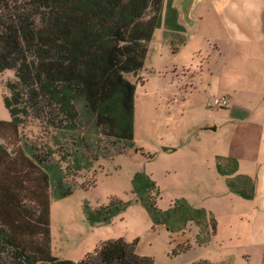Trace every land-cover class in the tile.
I'll return each instance as SVG.
<instances>
[{"label":"rangeland","instance_id":"obj_1","mask_svg":"<svg viewBox=\"0 0 264 264\" xmlns=\"http://www.w3.org/2000/svg\"><path fill=\"white\" fill-rule=\"evenodd\" d=\"M196 6L191 15L199 20L183 47L181 41L161 42L159 51L153 52L157 42L150 45V41L143 67L135 75L125 74L135 86L132 147L105 136L82 103L74 104L72 120L59 114V128L49 126L48 114L22 116L15 131L0 125V146L9 152L19 180L11 185L18 184L17 194L30 205L44 199L41 175L48 167L50 246L55 257L79 261L98 243L123 239L153 264L264 261L263 182L258 178L251 192L246 177L237 175L240 169L253 171L257 165L250 159L260 152L262 143H242L241 133H262L263 126L251 118L260 107L261 90L259 86L243 87L240 77L225 76L228 68L234 69L232 59L236 62L254 48L247 45L228 53L214 47L217 37L223 36L217 17L208 12V3L197 0ZM181 47L180 55L173 57ZM157 54L160 59L154 60ZM221 67L224 75L218 82L215 73ZM14 79L13 70L0 71L2 121L10 119L3 96L8 94L6 83ZM243 88L254 94L240 92ZM236 89L241 104L233 102ZM226 96V106H213L214 98ZM66 123L70 127H63ZM208 123L219 127L200 131ZM231 148H248L249 158H237L233 152L229 156ZM32 152L43 162L33 160ZM28 161H35L36 173ZM218 166L234 169L223 173ZM230 180L236 189L228 185ZM241 189L257 192L250 198L236 192ZM110 200L121 201L123 208L108 222L90 226L85 203L96 209ZM219 215L226 216L220 220L222 231H227L228 222L235 230L218 238L213 234ZM244 229L252 235L248 244L243 243Z\"/></svg>","mask_w":264,"mask_h":264},{"label":"trees","instance_id":"obj_2","mask_svg":"<svg viewBox=\"0 0 264 264\" xmlns=\"http://www.w3.org/2000/svg\"><path fill=\"white\" fill-rule=\"evenodd\" d=\"M165 3L171 10V0ZM162 6L163 0H0V71L15 75L3 96L10 119L0 125L15 131L22 116L48 114L49 126L59 128V114L72 120L74 104L82 103L105 136L132 147L135 86L125 74L143 67L154 30L166 24ZM9 155L0 146V264H153L123 239L100 242L79 261L55 257L48 167L41 175L44 199L30 205L17 194L18 184L11 185L17 171ZM34 162L28 161L36 173ZM123 206L85 203L86 221L106 223Z\"/></svg>","mask_w":264,"mask_h":264},{"label":"crops","instance_id":"obj_3","mask_svg":"<svg viewBox=\"0 0 264 264\" xmlns=\"http://www.w3.org/2000/svg\"><path fill=\"white\" fill-rule=\"evenodd\" d=\"M202 2H204L205 4L208 3V12L215 13L218 20V25L221 27L223 31V36L217 37L219 38V40H217V43L214 44V47L225 48L228 53L233 50L237 51L241 47L244 49L247 45H251L254 48L253 53L245 51L242 59L238 58L236 62H234V59H232L231 66H233L234 69L232 67L228 68L226 70L228 72L225 75L228 78L240 77L242 83L245 84L243 85V87L251 86L252 88H254L255 86H259V89L261 90L260 93L261 98L259 102L260 107L257 109L256 112L252 114L251 118H253L257 124L263 126L262 133H259L260 136L256 135L252 131L250 133H244V132L241 133V137H243L242 143L247 140H258L260 141V144L262 143L260 152L258 153L255 152V154H253L250 159L252 163L257 162V165L256 168L253 169V171L252 169L243 171L242 169H240L241 166L239 164L237 165L238 171L240 169L237 175L238 176L243 175L246 177V179L249 181V184H251L250 190L252 192L253 184L257 183L258 178L263 182V188H264V172L262 174V171H264V0H223L221 1V3H219L218 0H211L209 2L208 0H202ZM196 4L197 2L195 3L190 13L191 18L193 19V25L191 29H188L187 25L181 21V15L179 13L176 2L172 4V0H171V10L169 9L167 10L165 8V12L162 14L163 18L166 17V24L162 23L153 32L150 45L153 44L154 42H157L156 45L153 47V52L156 49H158L159 51L161 42L172 44L174 41L176 42L181 41L182 47L185 45L186 41L188 40L191 33L195 29L199 20V18L197 17L195 18L194 16L192 17L191 15L192 12L197 8ZM200 11L202 12V9ZM167 18H168V22H167ZM182 47L179 49V51H177V53H173L172 56L173 57L179 56L182 51ZM168 52H169L168 50L165 51L167 55ZM149 53H150V46L147 52V58ZM162 55L161 57L162 59H164V56ZM170 56L171 55H169L168 57ZM157 59L158 60L160 59L158 54L157 56H155L154 60ZM201 72H203V70H201ZM223 75H224V67H221L215 73V76L218 78V82ZM237 91L239 90L238 89L233 90V93H235L233 95V102L236 104L237 103L241 104V100L236 95ZM240 92H244V94H248L251 96L254 94V91L245 93L244 88ZM212 126L215 127V130H217L219 127L218 124L215 125L214 123H208L205 124L203 127H201L200 131H212V130L204 129L206 127H212ZM232 135L234 136V133ZM230 140H233V137H231ZM231 146L234 147V144L231 143ZM247 150L248 148L243 150H237L231 148L229 152V156H232L231 152H233L237 154L235 155L236 157L247 156L249 158V156L247 155ZM229 163L230 162L228 161V164ZM259 167L260 169H258ZM230 169H231L230 167L226 169L222 168V172L230 173L229 172ZM230 176L231 178L234 177L233 174ZM225 179L227 180L226 177ZM228 182H231V180ZM256 192L257 190L254 192V194L253 193H247V194L250 195V198L251 197L254 198ZM261 198L264 197L262 196ZM261 216L264 217V212H261ZM225 217L226 216H222V215L215 217V232L213 236L218 235L219 238L222 233L224 232L230 233L235 230L233 224L228 222V224H226L228 228L227 231H222V227L224 223L222 224L220 220H224ZM242 234H243V243L244 244L250 243L252 237L251 233L250 235L248 233L246 234V230L244 229V232ZM262 246H264V238L262 240ZM260 264H264V261Z\"/></svg>","mask_w":264,"mask_h":264},{"label":"water","instance_id":"obj_4","mask_svg":"<svg viewBox=\"0 0 264 264\" xmlns=\"http://www.w3.org/2000/svg\"><path fill=\"white\" fill-rule=\"evenodd\" d=\"M197 0H179L177 2V7L181 15V21L187 25L188 29H191L193 25V19L190 16V13L195 5ZM137 74V71L133 72V75ZM205 130H215V127H206Z\"/></svg>","mask_w":264,"mask_h":264},{"label":"built area","instance_id":"obj_5","mask_svg":"<svg viewBox=\"0 0 264 264\" xmlns=\"http://www.w3.org/2000/svg\"><path fill=\"white\" fill-rule=\"evenodd\" d=\"M227 105V98L226 97H219L213 99V106L214 107H223Z\"/></svg>","mask_w":264,"mask_h":264}]
</instances>
